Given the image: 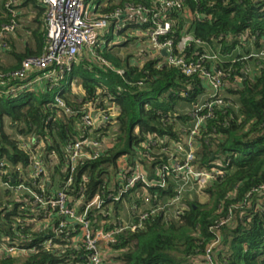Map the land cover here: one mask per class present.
<instances>
[{"label":"trees","instance_id":"trees-1","mask_svg":"<svg viewBox=\"0 0 264 264\" xmlns=\"http://www.w3.org/2000/svg\"><path fill=\"white\" fill-rule=\"evenodd\" d=\"M157 1L86 0V4L95 15H104L126 5L153 12ZM16 2L8 6V0H0V32L13 20L18 24L0 39V54L12 58L10 63L0 60V185L31 186L36 180L34 191L48 197L64 188L69 203L79 211L99 196L100 205L87 215L93 230L116 231L122 222L136 225L117 233L115 243L106 246L107 264H207L209 256L214 264H264V194L257 191L264 183V0H184L183 9L167 12L173 27L161 41L173 39L176 47L185 32L192 33L205 45L189 47L187 57L198 59L212 49L219 52V59L205 65L225 73V104L215 107L196 135L194 162L197 169L219 167L224 174L205 185L206 201L184 198L175 215L167 208L153 211L165 199L176 197L181 176L158 172L178 157L174 146L189 137L193 114L208 113L198 110L207 100L200 97L209 92L204 79L165 63L161 51L140 63L133 62V54L123 57L113 51L135 42L130 36L136 30L147 33V20L153 16L148 13L141 22L130 16L119 31L121 21H114L94 49L85 48L75 58L71 71L13 96L8 89L19 79L11 73L26 59L43 55L48 42L42 0ZM130 29L133 33H128ZM57 94L70 113L56 103ZM113 105L115 129L111 120L93 131L84 125L82 118L91 108L110 118ZM185 108L191 111L183 113ZM85 137L100 141L102 149L96 158H80L71 173L69 147ZM94 151L85 147L88 156ZM34 155L43 160L44 170L31 180ZM137 172L156 185L138 181L126 190L128 179ZM70 176L73 181L65 187ZM121 189L124 193L114 198ZM4 193L0 264H89L78 225L61 228V217L53 213L46 226V210L33 196L10 189ZM125 205L129 219L124 217ZM141 211L148 214L145 219L140 218ZM49 240L51 248L45 245ZM7 245L15 246L16 252L5 253Z\"/></svg>","mask_w":264,"mask_h":264},{"label":"built area","instance_id":"built-area-1","mask_svg":"<svg viewBox=\"0 0 264 264\" xmlns=\"http://www.w3.org/2000/svg\"><path fill=\"white\" fill-rule=\"evenodd\" d=\"M16 3V0H8V6L15 5ZM156 4H158V7L156 10H153V12L144 6L126 5L113 13L95 15L94 8L90 7V9H88L86 0H42V5L46 8V28L48 36L45 52L39 57H30L26 59L21 69L11 73L13 78L19 79V84L10 87L8 92L16 96L17 94L27 91L34 85L45 82L51 83L53 80L58 79L64 71H71L75 58L80 55L85 48L93 49L99 37L110 27L112 22L116 20L119 22V20L121 21L130 16H136V21L141 22L143 21L144 15L151 13L153 16L148 18L150 20H147L150 24L147 35L157 51L162 52L163 48H167L169 54L165 56L164 62L181 68L186 75H200L204 79L205 85L210 90L207 100L199 106L198 109L199 111L207 109L208 113L197 117L193 114L195 121L190 129L189 137L183 143H177L174 146L175 154L177 155V153H179L184 156L181 159L178 157L174 158L170 164L164 165L163 169H160L158 172L161 173V176L165 177L168 175L169 171L175 172L181 176V181L184 182V184L182 187L176 189V198L174 197L171 200L165 199L166 203L161 202L163 206L159 205V208L152 211L159 212L167 208L169 211L173 209L177 210L175 214H178L182 207H176V203H178L179 200L181 201L183 188L185 186L194 182V180H197L198 184H200L201 182H207V180L211 181L216 175L224 174V170L219 167H214L211 170L197 169L194 162L198 147L196 135L199 134L204 121L212 115L215 107L225 104V73L215 65L211 67L205 65L209 62L214 63L219 59V52H214L212 49L198 59L187 57L186 52L189 47H203L205 45L200 38L195 37L192 33L185 32L176 47L173 39L161 41V37L169 35L173 27L172 21L167 17V12L169 10L183 9L184 0H158ZM11 11L16 17V10L11 9ZM17 25L15 20L10 24L4 25L0 32V39L5 33L13 32ZM123 27L121 21L116 26L117 31L121 30ZM176 50L178 51L177 53L175 52ZM119 73L123 74L124 71L119 70ZM0 76L2 75L0 74ZM51 87H53V85ZM55 101L67 112H71V110L67 108L65 101L60 97V94L55 96ZM95 111L94 108H91L82 118L84 125L89 128L90 131H93L94 128L97 127L99 117H97ZM95 119L97 121H95ZM100 120L104 121V125H107L109 117L103 115ZM88 145L95 149L90 156L85 153V147ZM69 149L71 152L69 167L71 173H73L77 161L80 158L98 157L102 149V143L90 137H85L71 144ZM125 166L124 161H121L122 169H124ZM43 170V160L38 155H34L30 179L32 180L38 177ZM163 173L165 175H163ZM72 181L73 178L70 176L65 187L70 186ZM138 181H143L150 186L156 185L154 182L149 181L145 173L137 172L128 179L125 189L127 190L133 187ZM166 184L165 180H161L160 185L162 187H165ZM3 185L15 194L26 193L33 196L34 202L46 210L44 214L45 221L43 222L46 226L53 217V213L61 217V228L70 225H78L79 237L83 241L87 251L89 264H107L105 262L103 245L107 246L115 243V235L119 232L128 228L136 229V225L122 222L119 223V227L116 231H108L106 229L93 230L91 221L87 219V215L91 207L100 205L101 200L99 196H96L84 211H79L77 206L69 203L68 195L64 188L57 189L55 195L48 197L44 193L37 194L34 191L33 187L38 185L36 180H32L31 186L25 182L17 186H10L8 183H4ZM124 191V189H121L119 194L113 197L119 199ZM257 191L264 194V183ZM150 198L151 197L146 198V203L149 204V206L151 205ZM172 207L174 208L172 209ZM135 209H137V207H135ZM139 215H141L140 218L142 219L148 216V214L143 213V211H141ZM45 245H47L48 248L53 247L52 240L45 242ZM16 250L17 248L15 246L7 245L3 251L8 254H14ZM207 259V264H214L211 256L207 257Z\"/></svg>","mask_w":264,"mask_h":264},{"label":"rangeland","instance_id":"rangeland-1","mask_svg":"<svg viewBox=\"0 0 264 264\" xmlns=\"http://www.w3.org/2000/svg\"><path fill=\"white\" fill-rule=\"evenodd\" d=\"M88 9H90V6H88ZM113 23V22H112ZM111 23V24H112ZM105 32H106V30L102 33V35L99 37V39H101L104 35H105ZM128 33H133V31L130 29V30H128ZM135 34H138V33H135L134 32V34H131V36L130 37H136V41H138L139 39H141V38H137V36L135 35ZM141 37H142V35H141ZM138 39V40H137ZM119 45H122L123 44V41L121 40L119 43H118ZM128 47H129V49H126V51H127V53H129V54H133V55H135V51H136V49H137V45H136V42H133V43H131V44H129V45H127ZM125 46H118V47H115L114 48V52H116V53H119V55H121V53H122V51H123V48H124ZM19 48L20 49H22L23 48V45H22V43H20L19 44ZM94 49V48H93ZM82 53H84V51L82 52ZM82 53L80 54V55H82ZM9 57V56H8ZM7 57V55L6 56H4L3 58H1V59H9ZM10 59H12V58H10ZM208 95L210 94V90H209V92L207 93ZM207 94H205V95H203L202 97H200V99L204 102V99H207L208 98V95ZM189 111H191V109L189 108H185V109H182V112L183 113H186V112H189ZM95 114L97 115V117H99L100 119L103 117V115H104V113H100V112H97V111H95ZM98 118V121L95 119V121H97V125H98V123L101 121L100 119ZM8 127V126H7ZM8 130H9V127H8ZM113 129H111L110 128V130L108 131V135L109 136H111L112 134H113ZM174 151H175V149H174ZM176 153V152H175ZM177 155H178V158H182L184 155L183 154H179V153H177ZM201 182V181H200ZM209 181L207 180V182L205 181V182H201L200 184H198V183H196V182H192V183H190V184H188L187 186H185L184 188H183V192H182V198H181V201L179 200V202L178 203H176V207H183L184 206V200L187 198V199H190V200H198V201H202V202H204V201H206L207 200V195H206V193H204V191H203V189H204V187H205V185L208 183ZM176 183H177V187H176V189L177 188H179V187H182V185L184 184V182H182L181 180H178V181H176ZM6 189H7V187H5L4 185H0V193H2L3 195L5 194L4 193V191H6ZM13 195L14 194H12L11 196H9V197H7L8 199H12V197H13ZM176 198V197H175ZM185 198V199H184ZM184 199V200H183ZM168 200H171V199H168ZM186 201V200H185ZM176 211L177 210H170L169 212L170 213H172L173 215H175V213H176ZM124 217H125V219H129V217H130V209H129V206H127V205H125V211H124Z\"/></svg>","mask_w":264,"mask_h":264},{"label":"crops","instance_id":"crops-1","mask_svg":"<svg viewBox=\"0 0 264 264\" xmlns=\"http://www.w3.org/2000/svg\"><path fill=\"white\" fill-rule=\"evenodd\" d=\"M129 19H132V17H128L126 19H123L121 20L122 22L126 21V20H129ZM124 24V23H123ZM135 33H138V34H135L137 36V38H141V39H137L138 41H135L136 42V45H137V49L135 51V56L136 58L135 59H132L133 62L135 63H140L141 61H143L144 59H146L147 57L149 56H152L154 53H156L157 49L156 47L152 44L150 38L148 37L147 33L142 31V30H136ZM142 35V37H141ZM121 40H124L123 37L120 38V41ZM119 41V42H120ZM117 42V43H119ZM89 49V48H88ZM126 49H129V47L126 45L124 48H123V51L121 53V56L125 57L126 55H128L129 53H127ZM4 56H6L5 54H0V60H3L1 58H3ZM8 57V55H7ZM165 57V56H164ZM9 59H4V61L6 62H12V59H10L11 57H8ZM250 69L252 70L253 68L250 67ZM208 93V92H207ZM208 95V94H207ZM111 109V117L109 118V120L112 121V127L115 129V121H114V117L116 116V106L113 105L112 107H110ZM98 115V114H97ZM108 120V121H109ZM110 121V122H111ZM114 121V122H113ZM104 121H100L97 125V127H103L105 126L104 125ZM108 124V123H107ZM107 126V125H106ZM108 250V248L103 245V251L104 253ZM108 264H111V263H108Z\"/></svg>","mask_w":264,"mask_h":264},{"label":"water","instance_id":"water-1","mask_svg":"<svg viewBox=\"0 0 264 264\" xmlns=\"http://www.w3.org/2000/svg\"><path fill=\"white\" fill-rule=\"evenodd\" d=\"M162 54H163L164 56H168L169 52H168L167 48H163V49H162ZM188 150H189V149H188Z\"/></svg>","mask_w":264,"mask_h":264}]
</instances>
